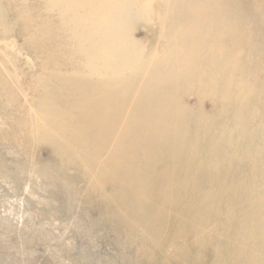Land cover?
Listing matches in <instances>:
<instances>
[{
  "label": "rangeland",
  "instance_id": "rangeland-1",
  "mask_svg": "<svg viewBox=\"0 0 264 264\" xmlns=\"http://www.w3.org/2000/svg\"><path fill=\"white\" fill-rule=\"evenodd\" d=\"M97 1L111 10L109 14L105 11V18L112 16L113 9L117 12L116 45L126 49L133 46L137 55L156 59L165 49L163 32L173 27L175 31L182 29L177 18L173 19L176 9H184L194 0L179 4L172 0ZM81 4L84 13L77 9ZM95 4V0H0V264H218L213 243H201L191 251L199 239L196 236L203 237L202 233L180 239L176 248H171L170 235L157 239L143 223L131 222L112 188L100 185L73 151V164L62 163L64 152L59 147L30 133H37L36 123L45 122L38 106L53 93L49 88L51 76L55 74L56 83H70L73 80L67 73L77 69L80 76L88 74L85 78L89 82L103 78L90 69L95 51L82 48L93 37L72 25V19L79 18L87 32L94 18L87 10L95 12ZM205 10L212 14L221 11L214 15L209 41H204L208 47L205 52L209 47L211 51L198 67L205 72L208 84L191 100L195 106L192 115L198 120L200 133L203 129H219L222 139L211 146L218 152H228L229 160L224 161L231 163L222 167V179L229 180L228 184L214 195L215 202L207 210L213 228L222 223L232 226L233 210L229 211L227 205L226 209L217 208L231 196L230 179L235 176L246 183L241 195L248 192L255 202L264 205V0H221L206 5ZM234 53L237 59L231 61ZM83 57L88 60L84 70L77 67ZM121 57L116 56L118 62L124 61ZM245 60L249 61L246 65ZM230 69L234 70V81L241 79L246 84L239 89L244 102H238L235 108L246 112L245 116L249 114L243 118L234 115V130L227 129L233 116L226 109L232 106L216 86H211L225 82L226 70ZM132 70L116 73L124 75ZM168 119L173 122L175 116ZM211 146L201 154H209ZM255 147H261L262 152L251 158ZM250 160L253 163L248 164ZM201 162L196 161L188 174L184 171L180 176L188 179V184L181 185L178 200L183 210L167 215L172 229L177 222L191 224L188 213L201 193L207 192L208 201L210 186L204 185L202 192L199 186L204 179ZM261 212L264 231V210Z\"/></svg>",
  "mask_w": 264,
  "mask_h": 264
},
{
  "label": "bare ground",
  "instance_id": "bare-ground-1",
  "mask_svg": "<svg viewBox=\"0 0 264 264\" xmlns=\"http://www.w3.org/2000/svg\"><path fill=\"white\" fill-rule=\"evenodd\" d=\"M95 1V12L87 10L94 17L89 22L90 29L83 31L86 25L80 24L79 18L72 19V25L93 37L82 48L95 51V58L91 61L94 65L90 69L95 71V75H103V78L89 82L88 77L85 78L88 74L80 76L77 69L67 73L73 80L70 83H56L55 74L51 76L52 83L48 87L53 93L38 106L45 122H35L38 131L30 130V133L59 147L64 152L62 163L73 164L70 155L73 151L87 166L91 176L98 178L100 185L112 188L128 211L131 222L143 223V227L152 230L153 237L157 239L170 235L168 244L171 248H176L180 239L187 240L194 233H202L203 237L196 236L199 239L191 251L197 250L201 243H213L219 252H216L218 264H264V231L260 222L264 205L255 202L254 196L247 195L248 192L243 193L244 197L241 195L246 183L239 175H234L232 181L230 179L232 194L224 198L222 207L217 208L226 209L227 205L229 211L233 210L230 216L233 223L230 218L227 219L232 226L222 223L214 225L215 231L212 230L209 220L212 217L207 212L215 202L214 195L228 184L229 180L222 179L225 178L222 167L231 163L224 161L229 160L226 157L228 152H218L211 146L222 139L219 129L210 127V130L199 132L196 126L198 120L192 115L195 106L191 100L196 91L208 84L205 72L198 65L211 51L209 47V51L205 52L208 47L204 41H209L208 32L214 15L221 11L212 14L205 7L218 4L221 0H194L186 8L176 9L173 19L177 18V25H181L182 29L175 31L173 27L163 32L165 49L156 59L149 55H137L133 46L126 49L116 45L117 12L113 9L112 16L105 18V11L109 14L111 10ZM172 1L179 4L184 0ZM77 9L80 13L85 12L83 4ZM78 55L82 53L78 52ZM119 55L124 61L118 62L116 56ZM236 55L233 54L231 61H236ZM81 62L77 67L84 70L88 60L83 57ZM248 62L245 60L243 63L246 65ZM125 68L133 70L124 75L116 73ZM233 76V69L226 70L225 82L211 84L232 106L226 109L228 115L233 116L227 126L229 130L237 127L234 115L237 118L249 116L235 108V104L244 102L240 90L246 88V84L241 79L234 81ZM11 91L15 92L14 89ZM171 115L175 116L173 122L168 119ZM199 133L201 136H198ZM209 145L211 152L201 154ZM260 152L261 147H258L250 157L255 158ZM216 158L220 160L216 161ZM196 161H203L204 164V179L199 184L201 192L204 185H209L212 191L208 201L207 192L197 198L188 213L191 224L175 222L172 229L167 215L176 209L183 210L178 200L183 190L181 185L188 184V179L180 176L184 171L188 174ZM251 163L253 160L248 162ZM215 180L218 182L213 184ZM174 231L176 235L173 236L171 232Z\"/></svg>",
  "mask_w": 264,
  "mask_h": 264
}]
</instances>
